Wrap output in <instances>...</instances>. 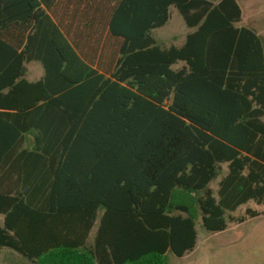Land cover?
I'll use <instances>...</instances> for the list:
<instances>
[{"label": "trees", "instance_id": "trees-1", "mask_svg": "<svg viewBox=\"0 0 264 264\" xmlns=\"http://www.w3.org/2000/svg\"><path fill=\"white\" fill-rule=\"evenodd\" d=\"M171 8L190 31L165 47L152 31ZM240 15L235 0H0V249L168 264L197 223L264 214V48Z\"/></svg>", "mask_w": 264, "mask_h": 264}, {"label": "rangeland", "instance_id": "rangeland-1", "mask_svg": "<svg viewBox=\"0 0 264 264\" xmlns=\"http://www.w3.org/2000/svg\"><path fill=\"white\" fill-rule=\"evenodd\" d=\"M216 2L217 0H208ZM190 30L183 23L181 16L173 8L170 9V18L166 24L152 31L155 41L162 46H180ZM181 63L174 66L179 68ZM28 81L38 79L42 70L38 63L26 65ZM264 121V118H263ZM209 187L215 192L216 182ZM245 209L261 213L256 218L247 219L241 224L228 223L227 228L219 233L206 232L197 223V233L194 249L181 258L168 254V264H264V214L263 207L248 202L230 213L239 217ZM1 218V217H0ZM95 229L92 230L91 236ZM0 264H31L15 252L0 249Z\"/></svg>", "mask_w": 264, "mask_h": 264}, {"label": "crops", "instance_id": "crops-1", "mask_svg": "<svg viewBox=\"0 0 264 264\" xmlns=\"http://www.w3.org/2000/svg\"><path fill=\"white\" fill-rule=\"evenodd\" d=\"M235 2L241 12L240 21L235 26L253 30L261 38L264 48V0H235Z\"/></svg>", "mask_w": 264, "mask_h": 264}]
</instances>
